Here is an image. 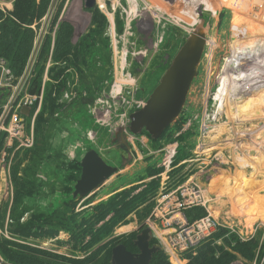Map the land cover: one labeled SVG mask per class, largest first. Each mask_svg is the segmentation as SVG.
<instances>
[{
    "label": "rangeland",
    "instance_id": "374dc122",
    "mask_svg": "<svg viewBox=\"0 0 264 264\" xmlns=\"http://www.w3.org/2000/svg\"><path fill=\"white\" fill-rule=\"evenodd\" d=\"M83 2L56 0L14 103L32 101L24 136L33 127L37 143L29 148L7 145L4 128L12 110L0 127V237L68 260L95 259L88 264H105L118 242L134 244L148 228L152 200L84 253L66 245L67 233L50 240H29L18 235L19 227L61 214L69 202L75 203L77 213L124 190L135 189L131 195H136L154 179L170 188L190 181L207 192L203 213L210 211L223 226L219 230L224 235L210 240L213 259L226 252L233 257L228 264H264V82H260L264 0H117V4L96 0L90 10ZM51 3L35 0L29 13L16 0H0V40L17 35L20 50L30 51L28 62ZM20 18L32 19V24H22ZM10 20L20 29L12 31ZM199 28L204 48L179 118L162 140H152L144 130L131 134L129 116L144 107L179 49ZM245 31L247 39L242 38ZM255 44L259 59L247 52L236 58L238 48L249 51ZM24 72L16 75L0 59V100L7 95L0 119ZM38 77L40 92L29 95L30 82ZM183 143L192 150L185 161L175 164ZM89 152L96 153L112 175L83 196L74 187ZM239 198L252 199L254 211L238 213L234 208ZM162 230L150 231L157 259L164 258L168 264L195 262V252L180 259L168 250L166 255L157 240L166 247ZM153 238L158 242L152 243ZM129 248L138 253L137 248ZM8 249L22 261L42 263L35 255Z\"/></svg>",
    "mask_w": 264,
    "mask_h": 264
},
{
    "label": "trees",
    "instance_id": "16d2710c",
    "mask_svg": "<svg viewBox=\"0 0 264 264\" xmlns=\"http://www.w3.org/2000/svg\"><path fill=\"white\" fill-rule=\"evenodd\" d=\"M16 3L18 5L27 7L25 9L27 12L33 13L35 0H16ZM16 17L18 16L16 15ZM16 19L19 20L18 18ZM10 22L13 26L12 31H17V29H20L16 22L12 20H10ZM20 22L25 25H31L32 19L31 21H22L20 18ZM93 23L94 25L96 24L95 22ZM62 27L64 28L65 26ZM69 35V33L66 35V39L69 38ZM29 55L30 51L22 52L20 50V38L17 35L14 36L10 34L9 36H7V39L4 38L3 41L0 40V59L7 63L8 67L11 68L16 73V75L20 76L26 69ZM40 82V77L33 79L27 89V93L29 95L39 93ZM6 96L7 95H3L2 100H0V115L2 113L1 108L5 104L3 98ZM29 118L30 117H28L27 120ZM168 129L169 127L163 132L160 138L155 141L162 140L166 136ZM34 138H37L36 134ZM170 142L174 143V140H170ZM36 143L37 141H34L33 144L35 145ZM191 150V145L183 143V150L181 151L180 156H178L177 160L175 161V164L185 161L189 156ZM159 186V179H154L147 182L145 184V188H143L142 191H140L136 195H131L135 189L124 190L107 200L105 203H101L90 209H83L77 213L73 212L75 203H66L65 209L60 210L61 214L57 212L55 213L56 215L54 217H41V219L37 220V224L33 226H20L18 235L29 240H50L56 238L60 232H64L67 233L69 237L66 245H70L73 252L84 253L110 237L117 225L125 222L130 214H132L141 205L149 200H152L150 202V205H152V210L155 203L153 198L156 196ZM203 212L204 211L201 207H195L184 211V216L188 223H192L204 217L206 213L204 214ZM223 235L224 232L219 230L212 237L219 238ZM210 240L193 251L195 252V254H197L194 257L195 262H191L190 264H228L233 259L230 254L222 252L220 258L218 260H214L213 252L210 248ZM153 242L156 243L158 241L153 238L152 243ZM5 244L21 250V253L26 254L27 256L35 255L36 257H38V259L42 260V263H36L38 261H33L32 259L22 261V259L17 254L8 249V246L6 249L4 247ZM118 244L124 245V247L130 252H132L129 248L130 246L136 248L133 242L129 245L127 242L120 241L116 245ZM150 247L152 246L150 245ZM219 251L223 250L219 248ZM157 252L158 249L152 255L149 264H168L165 262L164 258L161 260L157 259ZM193 252H186L184 254L189 255L190 257ZM0 259L4 264H67L64 262H69L71 264H88L94 263L95 261V259L68 260L63 258L62 256L49 254L43 250L33 249L26 246H20L18 244L10 243L9 241L2 239L1 237ZM104 263L111 264V253H109V257L104 261Z\"/></svg>",
    "mask_w": 264,
    "mask_h": 264
},
{
    "label": "water",
    "instance_id": "95a60500",
    "mask_svg": "<svg viewBox=\"0 0 264 264\" xmlns=\"http://www.w3.org/2000/svg\"><path fill=\"white\" fill-rule=\"evenodd\" d=\"M55 2L56 0H52L47 20L39 34L24 75L4 115L0 119V127L3 125L8 113L12 110L18 92L29 74ZM95 2L96 0H84L83 7L86 10H90L95 6ZM198 25L201 26L202 23ZM203 48L204 40L202 31L199 28L179 49L170 67L151 93L144 107L129 116L131 134L135 135L139 131L144 130L152 140H158L163 132L176 122L182 113L186 95L196 75V69L202 56ZM30 111V107L22 106L20 114L24 117H29ZM111 175L112 171L103 163L98 155L94 152H89L82 159L80 178L74 188L81 195L88 196ZM150 237L149 228L143 229L136 237L134 244L138 249V253L128 251L122 244L115 245L111 249V264H149L152 255L157 251V248L150 247ZM0 264H4L1 259Z\"/></svg>",
    "mask_w": 264,
    "mask_h": 264
},
{
    "label": "built area",
    "instance_id": "2783aa9c",
    "mask_svg": "<svg viewBox=\"0 0 264 264\" xmlns=\"http://www.w3.org/2000/svg\"><path fill=\"white\" fill-rule=\"evenodd\" d=\"M32 105V101L26 100L13 106V112L4 128L7 133V145L17 143L19 146L26 148L33 146V127L29 130V136H24V120L28 117L20 114L22 106L30 107L31 110ZM154 202L146 225L152 232L160 227L163 229L162 231L165 232L163 240L166 247H164L158 237L157 240L166 255H168V250L177 259H180L186 252L195 251L223 227L212 216L210 211L204 217L192 223L187 222L184 211L195 207L206 208L205 205L208 202L206 190L193 182L187 181L170 188L165 181H162Z\"/></svg>",
    "mask_w": 264,
    "mask_h": 264
},
{
    "label": "bare ground",
    "instance_id": "6f19581e",
    "mask_svg": "<svg viewBox=\"0 0 264 264\" xmlns=\"http://www.w3.org/2000/svg\"><path fill=\"white\" fill-rule=\"evenodd\" d=\"M144 2V1H143ZM115 4H117V0H115V2H114ZM149 3V2H148ZM250 10L253 12V9L252 8H250ZM153 12V11H152ZM169 14V13H168ZM157 22V21H156ZM168 24V23H167ZM239 28V27H238ZM247 31H248V27H247ZM242 38L243 39H247L248 38V36H247V33H246V31L244 32V33H242ZM155 41V40H154ZM242 42H243V40H242ZM245 44H247L246 42H245ZM242 45V44H241ZM244 46V45H243ZM254 47H251L250 48V50L248 51H246V49H245V47L244 48H238V51H237V53H235L236 54V58L239 60V58L241 57H243L244 56V54L247 52V53H249V54H251V56H255L256 58H258V56H257V54H258V51H257V44H255V45H253ZM246 56V55H245ZM248 56V55H247ZM255 57H254V59H255ZM248 58V57H247ZM244 59V58H243ZM252 59H253V57H252ZM259 59V58H258ZM249 60H251V59H249ZM253 61V60H252ZM255 61V60H254ZM259 62V61H258ZM244 64V63H243ZM255 64V63H254ZM259 64H261V63H259ZM261 65H264V64H261ZM252 67V66H251ZM255 67V66H254ZM260 67V66H259ZM264 67V66H263ZM250 68V67H249ZM241 69H244L243 67H241ZM245 69H246V67H245ZM263 69V68H262ZM257 70H258V67H257ZM244 71V70H243ZM242 71V72H243ZM262 71V70H261ZM263 71H264V69H263ZM245 72V71H244ZM253 73V72H252ZM258 73H260V72H258ZM249 74V73H248ZM261 74V73H260ZM262 74H264V73H262ZM257 75H259V74H257ZM262 76V75H261ZM264 76V75H263ZM227 77V76H226ZM257 77V76H256ZM256 79V78H255ZM261 81L260 82H264V78H261L260 79ZM257 82H259V81H257ZM245 88V87H244ZM239 108V107H238ZM241 108H242V106H241ZM252 112V111H251ZM247 114V113H246ZM237 115V114H236ZM240 118V117H239ZM252 203H253V207L251 206L252 205ZM235 208L234 209H236L237 211H238V213H240V214H245V215H248V213H252L253 211H254V208H255V202L252 200V199H250V198H245V199H243V198H239V199H236V201H235ZM251 206V208H249ZM245 208H247L248 210L246 211V209ZM253 208V209H252ZM252 209V210H251Z\"/></svg>",
    "mask_w": 264,
    "mask_h": 264
}]
</instances>
